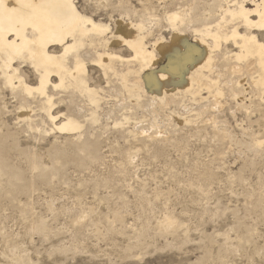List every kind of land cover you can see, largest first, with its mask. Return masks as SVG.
Listing matches in <instances>:
<instances>
[{
	"label": "rangeland",
	"instance_id": "rangeland-1",
	"mask_svg": "<svg viewBox=\"0 0 264 264\" xmlns=\"http://www.w3.org/2000/svg\"><path fill=\"white\" fill-rule=\"evenodd\" d=\"M76 1L108 23L135 9L154 27L151 40L165 15L150 0ZM209 2L197 0L195 12ZM238 50L231 41L218 57ZM131 66L133 85L141 67ZM220 68L222 94L169 97L146 74L141 88L121 90V75L109 84L89 63L102 102L82 100L76 134L54 129L38 108L34 124L20 121L18 102L0 88V264H264V91L247 72ZM170 221L176 229L164 228Z\"/></svg>",
	"mask_w": 264,
	"mask_h": 264
},
{
	"label": "bare ground",
	"instance_id": "bare-ground-1",
	"mask_svg": "<svg viewBox=\"0 0 264 264\" xmlns=\"http://www.w3.org/2000/svg\"><path fill=\"white\" fill-rule=\"evenodd\" d=\"M150 1L165 8L163 21L157 19L159 33L152 40L154 27H148L144 18H134L138 13L135 9H124L114 23H108L85 13L76 0H0V88L18 102V119L34 124L38 108L54 129L81 133V117L86 116L82 100L86 98L98 107L104 90L91 85L94 78L89 63L103 70L109 84L111 76L121 75L120 88L130 93L134 92L132 88L142 87V75L146 74L151 90L166 92L169 97H178L177 93L196 97L205 91L222 94V65L235 73L247 72L251 85L264 91V42L259 38L264 33V0H208L203 12H195L197 0L190 4ZM164 27L169 36L164 34ZM231 41L239 50L221 61L218 53ZM117 47H126L132 56L125 59L114 49ZM119 63L127 67L126 74H121ZM133 63L141 71L130 85L135 75ZM25 67L31 69L35 84ZM63 105L67 111L59 109ZM86 120L96 122L97 112H91ZM177 224L170 221L163 226L170 230ZM14 264L25 263L17 260Z\"/></svg>",
	"mask_w": 264,
	"mask_h": 264
}]
</instances>
